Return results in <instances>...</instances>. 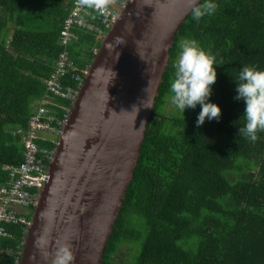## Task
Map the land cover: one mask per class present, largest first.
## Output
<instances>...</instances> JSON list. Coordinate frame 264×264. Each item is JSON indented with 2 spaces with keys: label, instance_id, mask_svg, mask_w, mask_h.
<instances>
[{
  "label": "trees",
  "instance_id": "trees-1",
  "mask_svg": "<svg viewBox=\"0 0 264 264\" xmlns=\"http://www.w3.org/2000/svg\"><path fill=\"white\" fill-rule=\"evenodd\" d=\"M74 1L0 0V186L24 162ZM80 36L82 69L101 43ZM54 101L57 126L71 104ZM6 229L0 264H17L26 233ZM103 264H264V0H204L184 23Z\"/></svg>",
  "mask_w": 264,
  "mask_h": 264
},
{
  "label": "water",
  "instance_id": "water-1",
  "mask_svg": "<svg viewBox=\"0 0 264 264\" xmlns=\"http://www.w3.org/2000/svg\"><path fill=\"white\" fill-rule=\"evenodd\" d=\"M204 0H133L93 60L19 264H103L181 28Z\"/></svg>",
  "mask_w": 264,
  "mask_h": 264
},
{
  "label": "built area",
  "instance_id": "built-area-1",
  "mask_svg": "<svg viewBox=\"0 0 264 264\" xmlns=\"http://www.w3.org/2000/svg\"><path fill=\"white\" fill-rule=\"evenodd\" d=\"M132 1H74L73 9L64 21L60 34L62 52L55 62L53 75L45 82L46 95L40 101V108L31 118L28 130L24 134V162L17 167L5 168L10 179L6 185L0 186V240L10 236L6 229L7 225L22 226L27 238L34 211L51 179L49 168L55 158L59 138L64 133L71 109L90 74L91 66L82 69L75 67L70 53L71 45L80 42V33L91 34L102 43L119 20L121 12ZM98 51L99 49H95L94 53L97 55ZM71 71L75 74L71 75L72 83L69 84L68 77ZM57 98L68 101L71 108L67 111L65 119L58 121V125L55 126L56 117L51 115L49 106L54 105ZM40 141L51 142L56 147L54 150L41 148ZM5 252L0 248V254Z\"/></svg>",
  "mask_w": 264,
  "mask_h": 264
},
{
  "label": "rangeland",
  "instance_id": "rangeland-1",
  "mask_svg": "<svg viewBox=\"0 0 264 264\" xmlns=\"http://www.w3.org/2000/svg\"><path fill=\"white\" fill-rule=\"evenodd\" d=\"M171 107H170V110H172ZM119 258H120V260L127 258L125 250H122V252L119 254Z\"/></svg>",
  "mask_w": 264,
  "mask_h": 264
}]
</instances>
